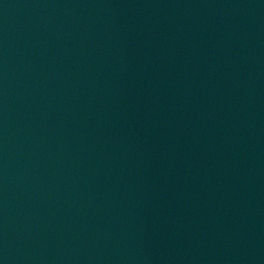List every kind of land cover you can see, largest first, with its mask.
Segmentation results:
<instances>
[{
    "label": "water",
    "instance_id": "1",
    "mask_svg": "<svg viewBox=\"0 0 264 264\" xmlns=\"http://www.w3.org/2000/svg\"><path fill=\"white\" fill-rule=\"evenodd\" d=\"M0 264H264V0H0Z\"/></svg>",
    "mask_w": 264,
    "mask_h": 264
}]
</instances>
